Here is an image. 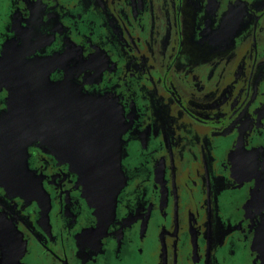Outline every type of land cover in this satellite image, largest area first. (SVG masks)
<instances>
[{
    "label": "flooded vegetation",
    "instance_id": "1",
    "mask_svg": "<svg viewBox=\"0 0 264 264\" xmlns=\"http://www.w3.org/2000/svg\"><path fill=\"white\" fill-rule=\"evenodd\" d=\"M67 79L109 103L123 186L93 199L37 143L0 182V264H264V0H0L1 127Z\"/></svg>",
    "mask_w": 264,
    "mask_h": 264
},
{
    "label": "rangeland",
    "instance_id": "2",
    "mask_svg": "<svg viewBox=\"0 0 264 264\" xmlns=\"http://www.w3.org/2000/svg\"><path fill=\"white\" fill-rule=\"evenodd\" d=\"M30 91L36 97L34 89H30ZM48 92L53 93L51 98H54V94H56V99L59 100L56 106L49 105V103L34 106L32 103L21 106V109L24 107L25 111H17L16 109L20 107L14 105L8 107L6 116L8 119L10 116L23 115L34 122V126L32 129L30 128V130H34L30 133V139L27 142L26 175L18 180L7 179L6 182H15L14 184L21 186L23 182L25 187L28 186V176L32 173L28 167V153L30 148H33L37 143H42L48 148L55 149L54 147H56V150H53L54 155L59 161L68 164L78 175L79 184L84 189V194L95 196L93 199L102 193L108 197H116L124 183L120 162L122 159L120 158L122 132L117 130V123L109 103L96 95L83 93L75 81L70 83L68 79L58 82L57 87H51ZM29 100L32 101L30 98ZM49 108L56 109V114L71 126L68 138L71 141V146L68 151L65 149L64 140L59 141V138H51L53 141L50 142L49 133L51 130L39 128L36 125V123L42 122V118L45 116L49 117ZM39 116L41 117L39 118ZM41 132L46 133V137L42 136ZM54 141L57 142L56 145L52 144ZM39 188L43 195V187ZM44 201L42 209L47 211L49 202L47 198Z\"/></svg>",
    "mask_w": 264,
    "mask_h": 264
},
{
    "label": "water",
    "instance_id": "3",
    "mask_svg": "<svg viewBox=\"0 0 264 264\" xmlns=\"http://www.w3.org/2000/svg\"><path fill=\"white\" fill-rule=\"evenodd\" d=\"M24 122L14 123V127L2 128L5 124L0 121V182L18 180L26 175L27 142L34 130V122L25 119ZM28 120V121H27ZM30 130V132H29ZM13 185L9 182V186Z\"/></svg>",
    "mask_w": 264,
    "mask_h": 264
}]
</instances>
